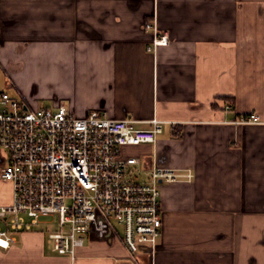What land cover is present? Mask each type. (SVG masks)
Instances as JSON below:
<instances>
[{
    "label": "crops",
    "instance_id": "obj_1",
    "mask_svg": "<svg viewBox=\"0 0 264 264\" xmlns=\"http://www.w3.org/2000/svg\"><path fill=\"white\" fill-rule=\"evenodd\" d=\"M147 22L167 45L149 50ZM0 90L77 116H157L156 143L124 148L141 180L154 165L194 174L162 184L152 253L132 258L122 226L99 215L72 259L42 219L0 264H264V0H0ZM12 197L0 175V205Z\"/></svg>",
    "mask_w": 264,
    "mask_h": 264
},
{
    "label": "built area",
    "instance_id": "obj_2",
    "mask_svg": "<svg viewBox=\"0 0 264 264\" xmlns=\"http://www.w3.org/2000/svg\"><path fill=\"white\" fill-rule=\"evenodd\" d=\"M146 28L153 32L149 50L169 43V34L155 22ZM242 121L257 122L259 116ZM139 122L99 110L77 116L64 103L32 108L0 90V149L6 153L0 175L13 186L11 203L0 205V248L52 219L54 250L75 259L100 215L122 226L132 258L154 252L162 228V184L192 180L194 174L154 165L148 180L139 179L134 168L141 159L124 148L156 143L165 120L154 116L147 127Z\"/></svg>",
    "mask_w": 264,
    "mask_h": 264
},
{
    "label": "rangeland",
    "instance_id": "obj_3",
    "mask_svg": "<svg viewBox=\"0 0 264 264\" xmlns=\"http://www.w3.org/2000/svg\"><path fill=\"white\" fill-rule=\"evenodd\" d=\"M134 169H135V172H136L138 178H139V179H142V177L144 176V175L142 176V170H141L139 167L134 168ZM140 172H141V173H140Z\"/></svg>",
    "mask_w": 264,
    "mask_h": 264
}]
</instances>
